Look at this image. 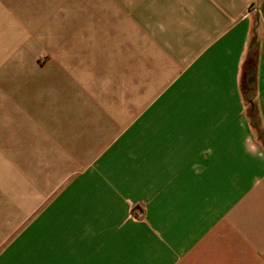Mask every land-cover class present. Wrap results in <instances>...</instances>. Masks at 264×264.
Returning <instances> with one entry per match:
<instances>
[{
  "label": "crops",
  "instance_id": "crops-1",
  "mask_svg": "<svg viewBox=\"0 0 264 264\" xmlns=\"http://www.w3.org/2000/svg\"><path fill=\"white\" fill-rule=\"evenodd\" d=\"M251 44L258 128L241 87ZM1 51L0 264H264V0H0ZM69 73L103 92L49 123L48 89ZM22 74L43 87L28 116L13 109ZM72 129L97 155L46 203L31 154Z\"/></svg>",
  "mask_w": 264,
  "mask_h": 264
},
{
  "label": "rangeland",
  "instance_id": "rangeland-1",
  "mask_svg": "<svg viewBox=\"0 0 264 264\" xmlns=\"http://www.w3.org/2000/svg\"><path fill=\"white\" fill-rule=\"evenodd\" d=\"M3 52L1 51L0 53V69H2V66L4 63L7 61L8 57L6 55H1ZM33 64L34 65H45L48 66L50 65V58L45 57L44 55H41V52H37L35 56L33 57ZM52 70V69H51ZM48 71L46 76L48 80L54 79L57 74L53 73L52 71ZM7 72H1L0 70V76H7ZM24 74H22L21 78L19 77L15 78L14 84L15 87H18V94L21 95L17 99L13 100V109L16 113L18 114H25V115H32L31 112H38L40 108L45 107V102L42 101V96H41V89L43 88L39 83L32 82L30 84L28 79H25ZM62 75V79L59 78V80H63L60 84L63 85L61 88H54V89H48V103L53 100V104H49V111L47 112L48 115V122H55L56 116L54 113L56 112V109L61 112V110H65L64 112L70 113L71 108H72V99L74 98H80V97H89V98H94V96L97 93H102V89H97V90H92L89 88H84V89H78V88H73L71 87L74 85L73 83L75 81H79L80 83H88V80L90 79L89 74H81V73H75V74H60ZM76 79V80H75ZM0 83L5 84L3 79L0 78ZM3 81V82H2ZM18 85V86H17ZM3 89V92L9 91V89H13L12 87L8 88H1ZM26 95V96H24ZM0 99H4L1 97L0 94ZM10 100V99H8ZM57 101L60 103L58 104ZM12 107V105H11ZM26 109V110H24ZM11 110V109H10ZM92 113V112H91ZM90 114V112H88ZM87 116L91 119L88 121L84 122H79V123H84L81 125H85V129L89 124H95L96 126L98 125V121H94L93 118L95 119V114L92 113L90 114L91 116ZM86 116V115H85ZM98 116V115H97ZM66 122V121H65ZM69 127H72V122H68ZM95 126V127H96ZM28 128V126H26ZM78 128V127H77ZM23 128H21L22 131ZM26 129V128H25ZM88 131V130H87ZM86 131V132H87ZM21 134V136H20ZM20 134H17V136H20V139L22 138L23 134L20 132ZM79 131H76L75 129H72V131L65 132L62 143L57 147L56 145H49L48 146V152L46 153H32L31 154V160L34 162L33 164L37 165V168H33V181L36 179L39 180L45 177L47 179V185H48V201L46 203H50L52 199L57 194L56 188L59 183H61L63 180H65L73 173V169L79 171L82 169L85 165H87L93 157L97 154H88L83 151H76L79 150L78 148L81 149V147H77L76 143L74 145L70 144L72 142V139H75V142L78 141ZM45 137V134L42 135ZM69 136H71L69 138ZM60 150H59V149ZM62 149H65L66 151H61ZM69 150V151H67ZM74 150V151H71ZM19 156H23V154H17ZM30 155V154H29ZM41 165V168H40ZM41 169V170H40ZM41 172V173H40ZM75 173V172H74ZM59 187V186H58ZM61 187V186H60ZM63 187V186H62Z\"/></svg>",
  "mask_w": 264,
  "mask_h": 264
},
{
  "label": "trees",
  "instance_id": "trees-1",
  "mask_svg": "<svg viewBox=\"0 0 264 264\" xmlns=\"http://www.w3.org/2000/svg\"><path fill=\"white\" fill-rule=\"evenodd\" d=\"M256 46L257 45L255 44H251L249 46L250 48L243 65L241 87L243 91L244 101L247 106L248 115L253 119L256 127L258 128V125H260V116H259L257 98H256V94H252L251 89L248 86L249 81L251 79H254V76H256L258 70L259 57H258V51L257 49H255L257 48ZM259 134L261 135L262 141L264 143V132L259 131Z\"/></svg>",
  "mask_w": 264,
  "mask_h": 264
}]
</instances>
